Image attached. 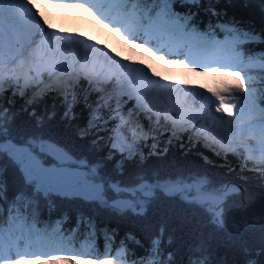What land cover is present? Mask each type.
Listing matches in <instances>:
<instances>
[{"label":"snow or ice","instance_id":"obj_1","mask_svg":"<svg viewBox=\"0 0 264 264\" xmlns=\"http://www.w3.org/2000/svg\"><path fill=\"white\" fill-rule=\"evenodd\" d=\"M236 3L0 0V264H264V187L209 172L264 178V0Z\"/></svg>","mask_w":264,"mask_h":264},{"label":"trees","instance_id":"obj_2","mask_svg":"<svg viewBox=\"0 0 264 264\" xmlns=\"http://www.w3.org/2000/svg\"><path fill=\"white\" fill-rule=\"evenodd\" d=\"M232 11H236L238 13H244L246 10L243 7L242 0H237L236 5L234 6ZM50 104V102H49ZM19 105V101H17V106ZM15 110V109H13ZM59 111L60 109L57 108V121H54V124H56L60 130H63V125L59 123ZM76 113L78 116L82 115V109L78 105L77 108L75 109ZM76 121H73L75 123ZM159 152L160 153H166V162H171V163H182V164H195L196 163V158L194 153H189L186 155V150L181 151L180 146L178 143L172 144V145H166L164 143H161L159 146ZM145 154L147 155V151H145ZM158 158L157 157H152L153 161H156ZM218 167L216 168H209L210 174L217 180H226V179H234V180H242V179H247L249 180L248 186H253V187H264V178L259 177L258 174L252 172H248L247 169L244 170L246 175L244 177H240L239 175L233 174L232 176H228L226 173V170H223L222 167H220V162L217 161ZM229 165L230 167H234L237 170V173H239V164L232 159L231 157L229 158Z\"/></svg>","mask_w":264,"mask_h":264},{"label":"rangeland","instance_id":"obj_3","mask_svg":"<svg viewBox=\"0 0 264 264\" xmlns=\"http://www.w3.org/2000/svg\"><path fill=\"white\" fill-rule=\"evenodd\" d=\"M52 8L54 10H60L63 13L64 16H66L67 14H71V15L75 16V18L77 19V21L78 20H82V18H79L78 19V17L84 15V13H80L78 9H65V8H56V7H52ZM89 20H90V18H89ZM73 23L75 24V26L77 28H86V27H88V26H83V24H85L87 22H84L82 24V26L81 25H78L76 22H73ZM96 34H97L96 32L93 33V35H96ZM101 38L103 39L104 37L102 36ZM112 40H110V41H112ZM110 41H109V43H112ZM125 50H126V48L124 49V51ZM131 51L132 50L130 49V52ZM142 56L143 57H147V53H142ZM149 59H151V58H149ZM153 62H154V60L152 59V63ZM156 65L159 66L158 70H160L162 72H169V71L174 70L175 68H179L178 66L175 67V68H168L167 66H164L163 64H161V62H157ZM181 71H182V73H184L183 74L184 77L187 76V75H189V74H191V73H188L187 71L185 72V70H183V69H181ZM201 77L203 78L202 79L203 85L206 86V87H218L220 83H225V82L232 83V82L235 81V77H229L226 80H221V79H219L216 76V74H212L211 76L205 75V76H201ZM209 80H210L211 83H209ZM197 83H199V82H197ZM190 84H191V82H190ZM193 84H196V83H193ZM52 264H61V262H52ZM69 264H80V262L79 261L69 262Z\"/></svg>","mask_w":264,"mask_h":264},{"label":"bare ground","instance_id":"obj_4","mask_svg":"<svg viewBox=\"0 0 264 264\" xmlns=\"http://www.w3.org/2000/svg\"><path fill=\"white\" fill-rule=\"evenodd\" d=\"M41 7L44 8L47 12H50L52 15L64 16L63 13L60 10H54L53 8H49V7H47V6L43 5V4H41ZM65 17H71L72 19L70 20V22L75 20V17L72 16L71 14H67ZM64 26L66 28L70 29V30H73V31L78 29L75 25H71V23L65 24ZM115 42L120 44V41H119L118 38H115ZM120 48H122V47H120ZM125 52L127 54L130 53V51L128 49H126ZM181 69L180 68H175L172 71L164 72V73H166V74H168L170 76H173L174 78L187 79L189 82H191V84L197 83V82L200 83L202 81L203 78L201 76H197V75H194L192 73L184 77V75H183L184 73H182ZM185 72H186V70H185ZM209 83H211L210 80H209Z\"/></svg>","mask_w":264,"mask_h":264},{"label":"water","instance_id":"obj_5","mask_svg":"<svg viewBox=\"0 0 264 264\" xmlns=\"http://www.w3.org/2000/svg\"><path fill=\"white\" fill-rule=\"evenodd\" d=\"M246 187H248V188L256 191L257 194H259L260 191L262 190V187H253V186H248V185H246ZM262 203H264V202H262L259 199V195H258V198H257V201H256V203L254 205V209L252 211V214L248 217L249 219L255 220L257 222L260 221V219H261V206H262ZM228 226L230 228L234 227V218L233 217H229Z\"/></svg>","mask_w":264,"mask_h":264}]
</instances>
